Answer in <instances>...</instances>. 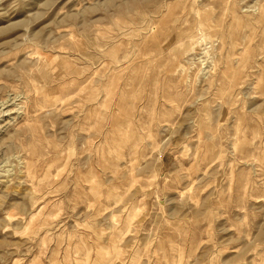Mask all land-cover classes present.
I'll return each instance as SVG.
<instances>
[{
  "label": "rangeland",
  "instance_id": "obj_1",
  "mask_svg": "<svg viewBox=\"0 0 264 264\" xmlns=\"http://www.w3.org/2000/svg\"><path fill=\"white\" fill-rule=\"evenodd\" d=\"M0 113V264H264V0H0Z\"/></svg>",
  "mask_w": 264,
  "mask_h": 264
},
{
  "label": "bare ground",
  "instance_id": "obj_2",
  "mask_svg": "<svg viewBox=\"0 0 264 264\" xmlns=\"http://www.w3.org/2000/svg\"><path fill=\"white\" fill-rule=\"evenodd\" d=\"M3 111V110H2ZM1 114V113H0Z\"/></svg>",
  "mask_w": 264,
  "mask_h": 264
}]
</instances>
